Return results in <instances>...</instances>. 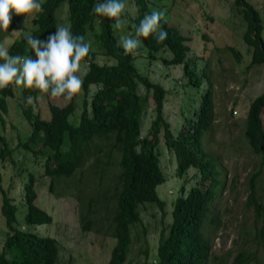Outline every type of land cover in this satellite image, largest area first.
<instances>
[{
	"label": "trees",
	"instance_id": "obj_1",
	"mask_svg": "<svg viewBox=\"0 0 264 264\" xmlns=\"http://www.w3.org/2000/svg\"><path fill=\"white\" fill-rule=\"evenodd\" d=\"M136 13L131 18L128 29L133 32V25H139L146 14L161 7L152 0H132ZM42 11L36 13L31 35L46 41L56 33L60 26L58 12L68 4L70 31L73 36H83L91 45L88 56L80 63L87 64L82 88L72 96L67 94L52 97L49 93L35 88L22 87L17 104L20 117H24L32 127V133L26 140L18 134V147L12 148L3 133L7 127L9 115V98L16 97L14 84L0 90V191L3 193L2 212L6 218L7 236L0 252V264H59L61 246L57 239L40 236L36 232L22 229L18 225V207L9 193L4 189L5 169L16 168L15 150L24 149L42 156L48 177L52 178L50 191L54 193L56 182L73 178L89 163L88 172L100 174L99 191L96 199L89 206L81 205V222L85 230H91L99 204L105 209H112L110 229L116 239L109 264H126L134 241L133 229L143 225L142 213L147 206L158 208L163 217L168 216V202L158 192L159 186L166 182L161 167L159 145L161 136L170 151L178 159L176 175L184 180L180 195L173 203L172 223L160 233L155 264H209L213 249L211 241L203 234V226L211 218L213 205L217 199L219 187L224 183L218 178L214 160L205 150L202 140L214 126L215 105L212 93L206 91L196 112V119L187 122L183 131L175 135L173 126L165 117L167 90L148 75L140 72L137 66L141 54L149 63L161 60L167 67L182 66L189 77L190 85L201 88L202 77L193 70L190 59L189 39L181 31L163 18L162 30L168 33L163 42H157L155 34L140 37L141 45L133 53L125 54L118 43L121 34L114 28L115 18L97 15L93 6L104 0H38ZM235 6L246 24L244 41L251 50L250 67L264 65V22L258 9L249 0H235ZM123 14V13H122ZM122 16V15H121ZM30 14L12 13V23L4 34L7 36L25 28ZM67 23V24H68ZM2 29H0V43ZM147 52H146V50ZM234 57L240 61V53L234 47H228ZM172 53L173 57L160 58L159 54ZM10 55L31 56L35 52L22 38L9 48ZM103 61V62H102ZM4 61L0 59V63ZM80 76V70L76 73ZM207 77L206 70L203 74ZM96 87V92L92 87ZM84 93L83 112L79 123L73 121L77 111V102ZM38 97L34 101L35 110L27 103V97ZM39 103H47L48 115L44 117L39 110ZM154 110V120L146 136H142L143 116L148 110ZM51 114V119L49 116ZM16 127V126H15ZM245 139L252 151L260 156V168L250 179L248 208H253L262 230L258 241L264 239V197L257 193L259 177L264 172V92L253 100L246 117ZM119 160V161H118ZM111 165L119 172L113 178L114 187L105 188L104 179ZM196 170V184L187 190L189 171ZM236 186L234 180L233 190ZM25 205L28 212L25 218L27 227L51 224L53 217L37 205L38 193L32 174L29 182L24 184ZM96 206V207H95ZM216 222V218L212 223ZM147 255V251L145 252ZM232 252L225 258L213 257V261L226 264ZM149 257V253H148ZM250 258L238 255L232 264H249Z\"/></svg>",
	"mask_w": 264,
	"mask_h": 264
},
{
	"label": "rangeland",
	"instance_id": "obj_2",
	"mask_svg": "<svg viewBox=\"0 0 264 264\" xmlns=\"http://www.w3.org/2000/svg\"><path fill=\"white\" fill-rule=\"evenodd\" d=\"M161 4L155 9L164 12V19L169 26H173L189 39L191 48L190 59L193 70L202 77L201 88L190 85L189 77L183 67H167L161 60L149 63L141 54L137 66L140 72L148 75L154 82H158L168 90L166 100V118L172 123L175 135H178L187 119H194V112L199 110L202 95L212 93L215 105L214 126L208 132L202 143L205 150L214 160L218 178L224 187L218 189L217 199L213 205L211 218L203 226V234L213 246L212 260L209 264H219L228 252H232L226 264H232L240 254L250 258L249 264H264V239L258 241L262 222L258 221L253 208H248L250 195V179L252 174L260 168V156L255 154L245 139L246 117L251 103L264 92V65L250 67L252 53L244 41L246 24L235 6V0H152ZM260 12L264 22V0H249ZM126 8L121 16L127 21L118 34L131 35L128 29L130 17L136 13L132 0H124ZM68 4H64L58 12L60 25L69 26ZM34 12L30 14L26 26L22 31L7 36L2 29L0 46L9 50L11 45L31 33L34 26ZM68 23V24H67ZM134 37V36H132ZM135 38V37H134ZM264 38V34H263ZM234 47L240 53V61L228 51ZM137 50V49H136ZM146 50V49H145ZM147 52V50H146ZM160 58H172V53H161ZM103 62V61H102ZM87 66L80 63L81 76ZM207 77H204V71ZM84 77V76H83ZM14 84V83H13ZM22 85L14 84L16 97L9 98V115L7 127L3 132L12 148L18 147V134L26 140L32 133L31 125L22 116L17 108L22 92ZM83 93L78 98V108L73 121L79 123L83 109ZM47 103H39L41 115H48ZM48 110V111H47ZM50 114V112H49ZM51 119V114L49 116ZM154 120V110H148L143 116L142 135L146 136ZM16 126V127H15ZM182 126H184L182 128ZM161 165L166 182L159 186L160 197L168 202V216L154 207L143 209V225L133 229L134 241L130 249V256L126 264H155L160 233L172 223L173 203L180 195L184 180L176 176L178 159L170 151L165 139L161 136L159 145ZM33 153L24 149L15 150L16 160L20 162L16 168L10 164L5 169L4 189L18 207V225L25 227L27 206L24 202V184L29 182L34 174L37 205L53 216V224L45 226L27 227L28 231L36 232L40 236L56 238L61 246L59 264H109L116 239L112 235L110 222L115 202L111 203V210L104 205L95 206L94 223L91 230H85L81 222V205L89 206L91 200L100 195V174L88 172L89 163L73 178L56 182L54 193L50 191L52 178L45 175L42 156H33ZM119 161V160H118ZM119 168L111 165L104 179L103 187H114L113 178ZM196 170L189 171L190 190L199 180L195 178ZM234 180L236 186L233 190ZM257 193L264 197V172L258 179ZM3 193L0 191V252L7 236L6 218L2 212ZM216 218V222L212 220ZM148 253L146 255L145 252ZM220 260L213 261V257Z\"/></svg>",
	"mask_w": 264,
	"mask_h": 264
},
{
	"label": "clouds",
	"instance_id": "obj_3",
	"mask_svg": "<svg viewBox=\"0 0 264 264\" xmlns=\"http://www.w3.org/2000/svg\"><path fill=\"white\" fill-rule=\"evenodd\" d=\"M125 8L126 4L124 0H104L103 3L95 4L93 11L97 15L115 18L114 28L121 29L127 23V21L121 18ZM42 10V4L38 0H0V29L5 31L9 29L12 23L13 12L18 16H24L25 14H32ZM163 18V11L152 10L150 14H146L143 17L139 25H133L135 28V38L131 35L120 36L118 43L123 47L125 54L133 53L134 50L140 47L142 43L139 39L140 37L147 38L155 34L157 42L165 41L168 33L160 27V22ZM56 29V33L50 35L46 41L34 38L30 33L24 35V39L35 52L36 59H33L31 56L10 55L7 48L0 46V59L4 61L0 63V90L14 83L17 86L22 85L29 89L35 88L44 93H49L50 90L52 97H60L65 94L72 96L80 91L83 84L82 79L87 69L83 76H81V72L80 76L76 75V73L80 70L81 60L88 56L91 45L85 41L83 36H73L70 26L60 25ZM15 32L17 31L14 30L13 33ZM85 65L87 66V64ZM96 89L95 86L92 87L93 92H96ZM36 99L38 97H27V103L32 105L34 110V101ZM197 111L194 112L193 120L196 119L195 114ZM166 112L165 103V117ZM167 121L170 123L168 119ZM187 122H190L189 119L186 120L184 126ZM170 124L172 125V123ZM24 202H26L25 198ZM22 229L27 228L25 226Z\"/></svg>",
	"mask_w": 264,
	"mask_h": 264
}]
</instances>
